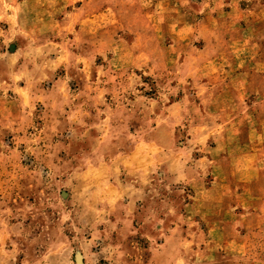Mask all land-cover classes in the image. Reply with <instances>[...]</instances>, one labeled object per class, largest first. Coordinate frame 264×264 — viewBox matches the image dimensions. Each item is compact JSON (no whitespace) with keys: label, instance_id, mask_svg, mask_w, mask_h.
I'll use <instances>...</instances> for the list:
<instances>
[{"label":"rangeland","instance_id":"1","mask_svg":"<svg viewBox=\"0 0 264 264\" xmlns=\"http://www.w3.org/2000/svg\"><path fill=\"white\" fill-rule=\"evenodd\" d=\"M164 149L229 182L200 221L117 200ZM0 264H264V0H0Z\"/></svg>","mask_w":264,"mask_h":264},{"label":"crops","instance_id":"2","mask_svg":"<svg viewBox=\"0 0 264 264\" xmlns=\"http://www.w3.org/2000/svg\"><path fill=\"white\" fill-rule=\"evenodd\" d=\"M228 133H231V130H228ZM229 138L231 137L229 136ZM230 143L231 142H228V145H231ZM151 149V145L149 144V151H151ZM165 151L166 150L164 149V151L162 152L163 154L161 153L163 155L164 160L162 161L157 159V162H161L162 164H152V162L148 163V160H150V153L148 151L140 152L134 150L132 153L126 154L122 158H120L118 163L110 165V177L114 176L117 171H119V175H125L124 179H120L122 181L118 183H116V181L111 182L113 184V187L116 188V198L117 200L126 201L128 205H130L131 202L137 203L139 201L147 200L148 192H151V183L156 179V173L163 169L167 175L169 183L172 186L176 183H180L183 185H188L189 187H191V189H193V200L186 203L184 205L185 210L180 213V211L177 209L178 204L176 203V201H173L174 199H165L168 200L167 208L169 209L167 212H163L162 214H167V216H173L176 219L181 216L182 218L188 220V224H190L191 222H196L191 221L192 219L200 221V215L202 217L203 214L202 209L206 207L204 195L210 193L211 190H213L215 186L218 187V185H220L221 189L228 190L230 184L227 179L218 178L215 179L211 187L206 188L203 178L205 163L202 162L201 159L199 161H196L192 165L181 160L179 161L176 156H173L172 152L169 153V151ZM220 163L221 162L216 160L211 161L214 170H216V168H220ZM240 165L243 169L246 170L250 167L249 163L243 164L241 162H230L228 164V169L232 171L231 173H235V170L240 168ZM131 176L136 179L131 178ZM117 185L121 188V191H118ZM118 194L121 195V198H119ZM146 204L147 203H144L141 207L144 208ZM142 208L140 213L138 212L140 217H146L147 220H150L151 217H155L156 212L154 210Z\"/></svg>","mask_w":264,"mask_h":264}]
</instances>
